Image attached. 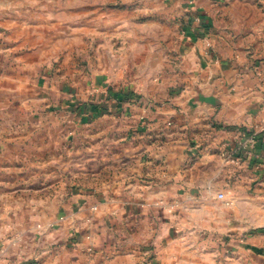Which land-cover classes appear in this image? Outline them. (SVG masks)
<instances>
[{"label":"crops","instance_id":"crops-1","mask_svg":"<svg viewBox=\"0 0 264 264\" xmlns=\"http://www.w3.org/2000/svg\"><path fill=\"white\" fill-rule=\"evenodd\" d=\"M261 127L264 0H0V264H264Z\"/></svg>","mask_w":264,"mask_h":264},{"label":"built area","instance_id":"built-area-1","mask_svg":"<svg viewBox=\"0 0 264 264\" xmlns=\"http://www.w3.org/2000/svg\"><path fill=\"white\" fill-rule=\"evenodd\" d=\"M258 131H264V127L259 128ZM256 134H257V132H255V133L253 134V137H252L253 139L256 138ZM219 196H220L221 198H223V197H224V194H223V193H220ZM241 240H244V238L241 237Z\"/></svg>","mask_w":264,"mask_h":264}]
</instances>
